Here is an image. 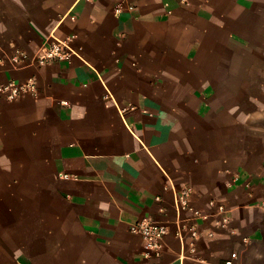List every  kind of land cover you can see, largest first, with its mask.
Masks as SVG:
<instances>
[{"label":"crops","instance_id":"obj_1","mask_svg":"<svg viewBox=\"0 0 264 264\" xmlns=\"http://www.w3.org/2000/svg\"><path fill=\"white\" fill-rule=\"evenodd\" d=\"M53 39L72 57L39 66ZM11 82L35 94L0 95V264H264V0H0Z\"/></svg>","mask_w":264,"mask_h":264},{"label":"built area","instance_id":"obj_2","mask_svg":"<svg viewBox=\"0 0 264 264\" xmlns=\"http://www.w3.org/2000/svg\"><path fill=\"white\" fill-rule=\"evenodd\" d=\"M72 54V49L66 42L59 39H53L42 47L41 53L38 54L34 61L39 66H46L54 63L67 62L72 57ZM30 62V57L23 51H17L15 55L11 57V63L17 67H21ZM27 93L35 94L34 84H18L11 82L7 86L0 88V95L7 102H14ZM191 196L192 191L190 189L185 188L181 190L176 195L175 205L180 213L194 212L196 216H199L200 214L194 211L190 205ZM211 206L214 207L215 204L211 203ZM218 211L224 216L223 221L227 222L228 218L225 215V208L219 206ZM204 219H207V217ZM130 232L133 235L140 237L143 241L147 258L151 256H159L164 247L165 238L170 234L168 226L150 220L136 222L131 225ZM185 232V227H179L177 228L176 235L179 238H182L183 233ZM209 236L213 237V234H209ZM191 237L193 240H197L199 237L196 228L191 230ZM227 264H231V262H228Z\"/></svg>","mask_w":264,"mask_h":264}]
</instances>
